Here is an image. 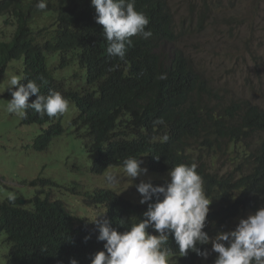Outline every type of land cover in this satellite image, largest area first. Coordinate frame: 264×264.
Wrapping results in <instances>:
<instances>
[{
    "label": "trees",
    "instance_id": "obj_1",
    "mask_svg": "<svg viewBox=\"0 0 264 264\" xmlns=\"http://www.w3.org/2000/svg\"><path fill=\"white\" fill-rule=\"evenodd\" d=\"M36 3L0 0V17L11 13L17 25L10 39L0 40V75L10 61L24 57L23 83L33 79L40 83L37 78L43 76L46 83L40 94L59 91L77 107L71 123L85 146L96 152L92 172L101 175L112 166L122 167L128 156H145L149 168L159 173L195 163L212 200L204 229L209 236L227 231L230 221L264 206V108L247 98L224 101L190 58L170 51L178 39L170 0H135L136 10L149 18L146 30L153 35L132 37L124 60L107 53L91 0H47L44 11L37 10ZM41 15L53 21L42 24ZM48 53H60L61 68L78 66L73 80L54 76ZM35 99L31 96L28 102ZM63 117L42 118L28 109L22 122L49 125L38 137V146L44 149L64 132ZM159 117L165 123L154 128L152 122ZM164 134L167 142L160 140ZM228 149L241 159L223 175L217 159ZM224 167H229L226 159ZM28 202L23 206L16 197L0 200V234L6 233L10 245L7 264H70L73 258L78 264H91L92 256L103 250L104 242L96 239L98 232L89 217L72 214L62 200L50 195L37 194ZM86 204L101 209L120 232L143 219L147 210V203L105 188L87 193ZM86 236L91 238L85 241ZM169 246L170 264H213L217 256L211 252L204 260L191 251L181 256L171 236ZM198 247L211 250V244Z\"/></svg>",
    "mask_w": 264,
    "mask_h": 264
},
{
    "label": "rangeland",
    "instance_id": "obj_2",
    "mask_svg": "<svg viewBox=\"0 0 264 264\" xmlns=\"http://www.w3.org/2000/svg\"><path fill=\"white\" fill-rule=\"evenodd\" d=\"M170 5L178 33L170 51H182L190 58L224 101L247 98L264 108V0H170ZM52 21L49 15L40 17L42 24ZM16 27L13 14L0 17V40L10 39ZM59 62L60 53H48L47 64L54 76L73 80L78 66L71 64L61 68ZM23 69L24 57L16 58L0 75V200L14 194L19 200L25 199L26 205L37 194L50 195L62 200L72 214L93 221L97 215H102V210L86 204L87 193L112 189L139 202L141 196L136 184L141 180L152 183L169 178L168 172L152 171L145 156L141 158V167L146 168L147 173L132 181L119 166H112L101 175L92 172L96 152H91L76 135L71 122L78 109L71 103L62 120L65 127L62 135L40 149L38 137L49 125L23 123L20 116L5 110L11 99L6 90L9 80L14 75L22 77ZM224 158L230 169L240 161L241 155L228 149ZM224 158L219 157L217 163L226 170ZM250 214L254 213H246L239 219ZM239 219L230 221L226 230L234 229ZM6 238V233L2 232L0 264H7L10 245Z\"/></svg>",
    "mask_w": 264,
    "mask_h": 264
},
{
    "label": "clouds",
    "instance_id": "obj_3",
    "mask_svg": "<svg viewBox=\"0 0 264 264\" xmlns=\"http://www.w3.org/2000/svg\"><path fill=\"white\" fill-rule=\"evenodd\" d=\"M91 5L95 9L96 23L103 26L110 56L124 60L127 48L132 45V37H152V31L146 30L149 18L136 10L135 0H91ZM47 6V0H37L35 5L39 11H44ZM160 78L165 79L166 76L162 74ZM23 79L14 75L9 80L6 90L11 99L5 109L8 113L24 118L27 110L32 109L42 118L45 115L55 118L68 111L70 102L61 92L50 90L47 95L40 94L46 83L43 76L37 78L40 83L36 79L23 83ZM31 96H36V99L29 103ZM152 123L155 128L165 121L159 117ZM168 139L167 134L160 137L161 142ZM141 164L142 160L135 156L122 161L123 172L131 181L147 173ZM229 171L228 167L223 175ZM167 175L169 180L164 185L153 186L150 181L143 180L135 185L141 196L139 203H147V210L143 213L144 218L135 219L126 231L113 228L105 214L97 215L91 221L98 232L96 239L104 242L103 250L92 256L91 264H170V236L181 256L191 251L207 260L214 252L217 256L213 264H264V206L247 218L239 219L240 216L234 229L209 236L204 229L212 200L204 191L197 165L177 164ZM8 199L14 201L15 195L10 194ZM20 200L25 202V199ZM20 205L25 206L24 203ZM90 238L86 236L85 241ZM208 244H211V250L198 247ZM70 264H78V261L70 259Z\"/></svg>",
    "mask_w": 264,
    "mask_h": 264
},
{
    "label": "bare ground",
    "instance_id": "obj_4",
    "mask_svg": "<svg viewBox=\"0 0 264 264\" xmlns=\"http://www.w3.org/2000/svg\"><path fill=\"white\" fill-rule=\"evenodd\" d=\"M206 149V148H205ZM210 152V151H209ZM208 152V153H209ZM218 153V152H217ZM200 154V153H199ZM221 154V153H220ZM202 155V154H201ZM201 155H200V157H201ZM206 155H207V153H206ZM210 155H211V153H210ZM218 155V154H217ZM194 156V155H193ZM204 159H205V157H203ZM212 158H213V156H212ZM198 159H199V157H198ZM200 160V159H199ZM211 160V159H210ZM202 161V160H201ZM204 161V160H203ZM206 161V160H205ZM213 162V161H212ZM210 163V162H209ZM208 164V163H207ZM218 164V163H217ZM214 165H216V163H214ZM208 166V165H207ZM219 167V166H218ZM216 168V167H215ZM210 169V168H209ZM217 169V168H216ZM211 170V169H210ZM218 170V169H217ZM219 173V172H218ZM215 174V173H214ZM42 180V179H41ZM43 181H44V179H43ZM41 183V182H40Z\"/></svg>",
    "mask_w": 264,
    "mask_h": 264
},
{
    "label": "water",
    "instance_id": "obj_5",
    "mask_svg": "<svg viewBox=\"0 0 264 264\" xmlns=\"http://www.w3.org/2000/svg\"><path fill=\"white\" fill-rule=\"evenodd\" d=\"M20 203H24V201L23 200H20ZM152 231V230H151Z\"/></svg>",
    "mask_w": 264,
    "mask_h": 264
}]
</instances>
